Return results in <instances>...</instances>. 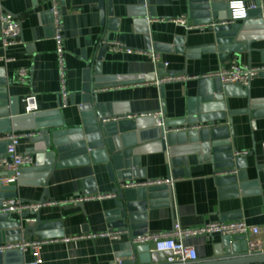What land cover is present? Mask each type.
Listing matches in <instances>:
<instances>
[{"label": "crops", "instance_id": "crops-1", "mask_svg": "<svg viewBox=\"0 0 264 264\" xmlns=\"http://www.w3.org/2000/svg\"><path fill=\"white\" fill-rule=\"evenodd\" d=\"M63 25V41L65 49L66 87L69 92L68 105L60 107V84L54 54L53 31L49 13L50 0H0V9L16 15L21 23L20 43L0 48V68L4 70L7 80L5 89L8 116L0 118V134L14 131H33L57 120L65 125H74L82 118L78 105L82 98V87L89 77V63L92 61L94 47L103 35L108 40H117L133 50H145L144 34L133 24L138 10L139 0H110L112 14L116 23L102 20V9L99 0H58ZM247 3L253 0H242ZM264 4V0H260ZM153 7L154 19H149L148 37L151 43L168 45V50L158 51L160 63L165 66L157 68L145 55L126 52H108L99 61L98 73L102 82L109 83L98 91V100L103 103H114L123 109V114L140 115L154 113L162 109L164 119H178L185 116L188 101L197 95L199 78L187 81L170 82L160 89L156 85L141 84L131 81L134 77L143 76L154 79L156 75L167 72L184 73L201 77L215 72L227 65L234 58L230 54L220 57L214 50L199 52L188 56L186 49L207 46L214 43L212 26L202 29H187L173 20L188 16L190 0H146ZM107 0L104 1V10ZM188 24L192 22L188 20ZM212 23V22H211ZM209 24V23H208ZM253 34L263 31V36L255 39L251 48L249 66L264 64L260 51L264 50V29L260 24L250 21ZM112 27V29H108ZM115 27V29H113ZM262 28V27H261ZM182 40L176 44V38ZM183 47V51L175 48ZM240 64H247V54L241 53L236 59ZM28 69L27 83L16 80L19 68ZM96 77L95 72H93ZM105 79V80H104ZM123 83L120 84V82ZM113 82L117 83L113 85ZM249 94L251 101L264 100V76H256L250 80ZM34 95L37 102L35 115L25 114V97ZM214 107L226 108L227 111H242L231 116L232 135L230 140L236 152L246 151L247 180L238 184L237 194L229 196L233 190H220L214 183L213 165L203 158L202 143L188 145V176L175 178L169 188V205H162L146 210V232L158 233L169 230L173 223L184 228H194L209 221H221V216L236 213L248 225L258 228L257 238H264V154L261 144L264 142V107L252 108L245 112L246 97H228L213 101ZM211 104V105H212ZM216 111V110H213ZM244 111V112H243ZM4 113V110H0ZM0 114V115H1ZM226 120L211 123L214 126L227 124ZM191 147V148H190ZM31 143L26 137L19 140L17 150L26 153ZM139 167L143 175L133 180H156L167 178V165L164 152L159 143H147L137 153ZM36 171H26L21 185L16 188L17 197L24 201L39 200L43 186L35 183L38 179ZM46 200H61L83 194L85 181L92 179L96 192L114 193L118 182L111 174L108 164H77L56 167L48 174ZM3 171L0 169V177ZM38 175V174H37ZM161 192H156V194ZM160 199V198H158ZM114 198L86 201L76 206H43L38 214L42 222L55 223L43 232H35L32 239L43 233L44 238L70 237L81 233H98L115 228L109 227L105 212L113 208ZM15 217L19 215H14ZM33 217H35L33 215ZM225 221V220H224ZM227 221V220H226ZM33 225V222L26 223ZM48 236V237H46ZM221 235H197L183 240L184 244L193 246L196 260L202 261L214 255V244ZM28 239V236L23 237ZM128 239L108 238L76 239L68 242L57 241L46 243L39 250L40 264H116L122 261L116 253L119 244ZM2 243V242H1ZM23 262L31 261L33 255L27 251L22 255ZM11 262L17 255L11 256Z\"/></svg>", "mask_w": 264, "mask_h": 264}, {"label": "water", "instance_id": "water-1", "mask_svg": "<svg viewBox=\"0 0 264 264\" xmlns=\"http://www.w3.org/2000/svg\"><path fill=\"white\" fill-rule=\"evenodd\" d=\"M104 1L99 0L102 9V20L108 19V23H116L112 14L110 0L104 10ZM234 0H190L188 20L192 25L208 24L215 22L213 26L214 43L189 47L186 49L188 56L203 51L216 50L220 57L230 54L238 59L241 53L247 54V64H250L252 42L263 36V31L253 34L249 25L250 21H256L264 29V4L260 0H253L254 8L247 11V16L240 20L230 19L229 3ZM139 6L145 7V11L138 10L133 18V24L138 31L144 34L145 50L155 52L168 50V45L151 43L148 37L149 19H154L153 7L148 6L146 0H139ZM112 29V27H108ZM115 29V27H113ZM102 39V38H101ZM101 39L96 43L90 61L89 77L85 79L82 87V98L78 110L82 118L81 122L74 125H65L62 120H57L45 126H39L33 130L28 137L31 148L27 153L34 156L35 166L25 171H36L38 179L35 183L43 186L42 194L37 202L47 201L46 189L48 175L38 173L47 171L48 174L56 167L77 164H99L109 165L111 174L117 182L130 181L133 178L144 176L143 169L139 167L137 157L138 150L147 143H159L164 152L167 165V179H175L188 176L187 150L191 143H202L203 158L208 159L213 165L214 183L220 190H233L229 196L236 195L238 184L247 180L245 155H234L230 136L231 116L242 111H227L226 108L214 107L213 101L221 100L223 97H246L247 107L245 112L260 106V99L251 101L249 85L246 87L238 85L222 86L218 78L200 79L196 97L189 99L186 114L178 119H164L155 117L151 113L135 117H126L123 109L114 103H103L98 100V91L94 89L108 86L109 83L102 82L103 78L98 76L99 61L106 52ZM176 44H181L178 37ZM183 51V47H176ZM264 61V50L260 51ZM164 66L157 64V68ZM95 72L96 77H94ZM174 72H167L172 75ZM160 77L162 75H156ZM257 76H264V72ZM105 80V79H104ZM150 80H153L150 79ZM149 81L143 76L134 77L131 81ZM4 70L0 68V118L8 116V106ZM123 81L120 82V84ZM117 83L113 82V85ZM160 89L163 85L159 86ZM212 104V105H211ZM216 110V111H213ZM161 112H165L162 104ZM244 112V111H243ZM226 120L227 124L212 126L200 130L189 129L187 131L170 132V127L190 125L202 122H213ZM8 141H0V154L6 150ZM191 148V147H190ZM38 174V175H37ZM168 184L148 185L138 188H126L120 190L118 186L114 189L113 208L106 210L105 216L111 228L129 227L131 236L146 232V210L162 205H169ZM84 193H94L92 179L85 181ZM156 192H161L156 194ZM17 197L14 186L0 187V204L3 199ZM160 198V199H158ZM39 211V210H38ZM38 211L34 214L33 225L23 222L27 212L15 217L6 213H0V243L20 240L28 236L32 239L35 232H43L53 227L55 223H45L39 218ZM239 218L236 213L221 216L222 220H233ZM38 238H44L43 233H38ZM44 236V237H43ZM48 237V236H46ZM214 255L202 261H191L177 264H262L264 253H249L248 245L243 236L221 235L219 241L214 244ZM172 253L168 251H153L149 244H134L130 237L119 244L118 258H122L120 264H165L164 260ZM17 255V260L11 262V256ZM22 252L8 250L0 252V264H23Z\"/></svg>", "mask_w": 264, "mask_h": 264}, {"label": "built area", "instance_id": "built-area-1", "mask_svg": "<svg viewBox=\"0 0 264 264\" xmlns=\"http://www.w3.org/2000/svg\"><path fill=\"white\" fill-rule=\"evenodd\" d=\"M49 13L51 16V27L53 31L54 41V54L57 64V71L59 77V96L60 107L64 108L68 105L69 92L66 87V66H65V49L63 41V25L62 17L59 9L58 0H50ZM253 2H245L242 0H234L229 3L230 19L240 20L247 16V11L254 8ZM175 23L185 26L187 29L200 28L205 26H215L216 23L209 24L190 25L188 24L187 17L184 15L173 20ZM21 35V23L20 19L0 9V48L6 49L9 46L20 43ZM102 45L105 46L106 51L126 52V53H138L145 55L155 66L160 63V55L153 50H133L120 41L108 40L105 35L102 36ZM0 60L7 61L8 59L0 58ZM166 65L165 63L163 64ZM264 72V64L260 66H249L240 64L236 59H233L227 65L221 67L219 70L208 73L201 77L189 76L184 73H173L172 75L164 74L160 77H156L153 80L142 81L141 84L151 85H164L170 82L187 81L191 79H213L218 78L222 86L225 85H238L246 87L249 85L250 80L256 77L259 73ZM16 80L19 83H27L28 81V69L19 68L16 71ZM101 88L94 89L99 91ZM25 114L35 115L38 107L36 98L34 95H29L24 99ZM260 105L264 107V100L260 99ZM155 117H162L161 110L151 113ZM145 114H140L142 116ZM136 115L127 114L126 117H135ZM214 126L211 123H195L190 125L173 126L168 131L176 133L180 131H187L189 129L200 130L203 128H210ZM33 134V131H10L5 134H0V141H8L6 150L0 154V169L3 171V175L0 177V187L14 186L17 188L21 185L22 177L26 169L33 168L35 166L34 156L29 153H20L17 150L19 140L21 138H28ZM261 150L264 154V142L261 144ZM246 151L236 152L234 155H246ZM264 171V166L262 167ZM174 179H156V180H130L118 182V188L120 190L126 188H138L141 186L168 184L170 185ZM116 193H83L78 194L66 199L61 200H47L39 203L37 201H24L18 197H10L3 199L0 204V213H6L9 215H19L23 212H27V216L24 217V223H30L34 221L33 215L43 206H76L86 201L115 198ZM258 228L248 225L244 220H221V221H209L199 227L184 228L179 223H173L172 227L167 231L158 233L144 232L140 235L131 236V230L129 227L115 228L98 233H81L77 236L70 237H55V238H37V239H25L7 241L0 243V252L8 250L21 251L22 254L31 251L33 259L31 261L23 262V264H40L39 250L42 245L51 242L63 241L68 242L76 239H91V238H108L110 240H120L122 237H130L134 244H149L153 251H171V255L167 256L164 260L165 264H177L186 263L196 260V252L193 246L184 244L183 240L189 237L197 235L212 236L214 234L233 236H243L248 245L249 253H264V238L259 239L256 237ZM120 264V263H116ZM264 264V263H262Z\"/></svg>", "mask_w": 264, "mask_h": 264}]
</instances>
